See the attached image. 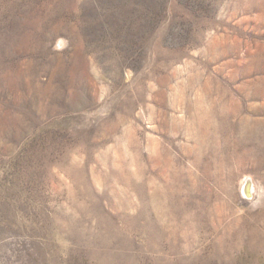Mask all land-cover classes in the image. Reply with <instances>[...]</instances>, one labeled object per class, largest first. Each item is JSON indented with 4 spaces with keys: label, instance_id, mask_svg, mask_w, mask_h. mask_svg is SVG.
<instances>
[{
    "label": "rangeland",
    "instance_id": "rangeland-1",
    "mask_svg": "<svg viewBox=\"0 0 264 264\" xmlns=\"http://www.w3.org/2000/svg\"><path fill=\"white\" fill-rule=\"evenodd\" d=\"M0 264H264V0H0Z\"/></svg>",
    "mask_w": 264,
    "mask_h": 264
},
{
    "label": "bare ground",
    "instance_id": "bare-ground-1",
    "mask_svg": "<svg viewBox=\"0 0 264 264\" xmlns=\"http://www.w3.org/2000/svg\"><path fill=\"white\" fill-rule=\"evenodd\" d=\"M247 180H249V179H247ZM246 180V181H247ZM251 180H253L252 178H251ZM245 181V182H246ZM254 183V182H253ZM243 184H244V182H243ZM255 187V186H254ZM244 189H245V194H247L248 196H252V194H253V190H252V188H251V186H250V184L247 182V184L245 185V187H244Z\"/></svg>",
    "mask_w": 264,
    "mask_h": 264
}]
</instances>
